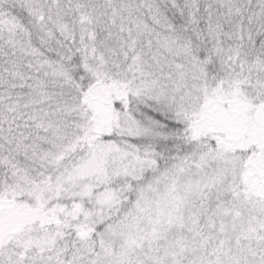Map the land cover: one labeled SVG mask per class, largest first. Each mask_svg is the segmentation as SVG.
<instances>
[{
  "label": "snow or ice",
  "instance_id": "snow-or-ice-1",
  "mask_svg": "<svg viewBox=\"0 0 264 264\" xmlns=\"http://www.w3.org/2000/svg\"><path fill=\"white\" fill-rule=\"evenodd\" d=\"M0 264H264V0H0Z\"/></svg>",
  "mask_w": 264,
  "mask_h": 264
}]
</instances>
